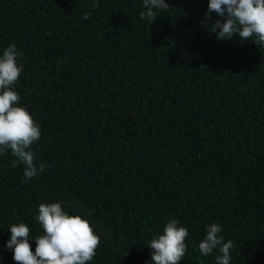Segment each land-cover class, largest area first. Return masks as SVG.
<instances>
[{"label":"trees","instance_id":"trees-1","mask_svg":"<svg viewBox=\"0 0 264 264\" xmlns=\"http://www.w3.org/2000/svg\"><path fill=\"white\" fill-rule=\"evenodd\" d=\"M166 3L152 21L143 0H0L45 165L25 181L0 156V264H18L8 227L43 234L38 206L57 201L100 237L88 264H149L170 219L190 233L179 264H215L197 245L217 221L230 264H264V47L217 39L208 0Z\"/></svg>","mask_w":264,"mask_h":264},{"label":"clouds","instance_id":"clouds-1","mask_svg":"<svg viewBox=\"0 0 264 264\" xmlns=\"http://www.w3.org/2000/svg\"><path fill=\"white\" fill-rule=\"evenodd\" d=\"M142 17H156L155 11L166 9V0H143ZM215 12L218 17L210 32L219 40H229L238 35L241 41H252L264 47V0H208L206 19ZM23 54L15 44L0 48V156L8 150L24 166L25 181L32 180L45 171L43 163L37 164L31 146L40 141L42 131L31 112L20 104L21 96L15 85L23 71ZM36 221L43 234L33 237L28 224L12 223L5 247L12 251L18 264H88L96 255L100 237L94 232L87 218L70 214L62 203H41ZM205 234L197 247L202 257L219 253L215 264H230L234 243L222 234L220 223L205 227ZM189 229L177 219H170L162 232L148 243L151 248L149 264H179L188 251L186 238ZM31 241H35L32 250Z\"/></svg>","mask_w":264,"mask_h":264}]
</instances>
